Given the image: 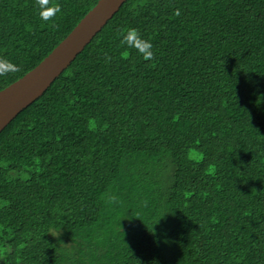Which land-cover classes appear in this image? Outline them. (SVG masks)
Wrapping results in <instances>:
<instances>
[{"label":"trees","instance_id":"obj_1","mask_svg":"<svg viewBox=\"0 0 264 264\" xmlns=\"http://www.w3.org/2000/svg\"><path fill=\"white\" fill-rule=\"evenodd\" d=\"M97 1L0 0V89ZM0 264H264V0H126L0 131Z\"/></svg>","mask_w":264,"mask_h":264},{"label":"water","instance_id":"obj_2","mask_svg":"<svg viewBox=\"0 0 264 264\" xmlns=\"http://www.w3.org/2000/svg\"><path fill=\"white\" fill-rule=\"evenodd\" d=\"M126 0H98L34 68L0 89V131L37 99Z\"/></svg>","mask_w":264,"mask_h":264},{"label":"clouds","instance_id":"obj_3","mask_svg":"<svg viewBox=\"0 0 264 264\" xmlns=\"http://www.w3.org/2000/svg\"><path fill=\"white\" fill-rule=\"evenodd\" d=\"M35 4L40 19L45 23L50 21L54 22L57 14L62 12L61 6L59 4H53L52 0H35ZM176 15L179 16L180 12L177 11ZM121 44L129 49H135L146 61L155 59L151 41L144 39L140 32L135 28L128 29L123 35ZM19 70V67L10 60L0 57V76H6L9 73L17 72ZM106 202L110 205L116 204L119 202V197L115 194H109Z\"/></svg>","mask_w":264,"mask_h":264}]
</instances>
